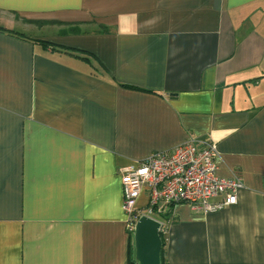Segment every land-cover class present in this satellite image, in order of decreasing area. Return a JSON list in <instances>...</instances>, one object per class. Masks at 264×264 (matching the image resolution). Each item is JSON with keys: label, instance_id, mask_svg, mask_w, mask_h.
<instances>
[{"label": "crops", "instance_id": "0c3cea01", "mask_svg": "<svg viewBox=\"0 0 264 264\" xmlns=\"http://www.w3.org/2000/svg\"><path fill=\"white\" fill-rule=\"evenodd\" d=\"M190 139L244 185L169 264H264V0H0V264H138L119 169Z\"/></svg>", "mask_w": 264, "mask_h": 264}, {"label": "built area", "instance_id": "2783aa9c", "mask_svg": "<svg viewBox=\"0 0 264 264\" xmlns=\"http://www.w3.org/2000/svg\"><path fill=\"white\" fill-rule=\"evenodd\" d=\"M218 145L209 139H190L170 150L152 153L145 160L119 169L123 209L131 237L138 220L149 217L167 235L172 207L186 202L194 211L209 213L238 202L244 183L239 176L218 175ZM146 200L140 203L143 194ZM222 197L219 202L212 198Z\"/></svg>", "mask_w": 264, "mask_h": 264}, {"label": "water", "instance_id": "95a60500", "mask_svg": "<svg viewBox=\"0 0 264 264\" xmlns=\"http://www.w3.org/2000/svg\"><path fill=\"white\" fill-rule=\"evenodd\" d=\"M135 257L139 264H161L162 238L160 223L141 217L134 232Z\"/></svg>", "mask_w": 264, "mask_h": 264}, {"label": "trees", "instance_id": "16d2710c", "mask_svg": "<svg viewBox=\"0 0 264 264\" xmlns=\"http://www.w3.org/2000/svg\"><path fill=\"white\" fill-rule=\"evenodd\" d=\"M10 33H12V32H10ZM131 238H132V240H134L133 237H131ZM161 238H162V243H163L162 251H161V264H169V262L167 260V256H166L167 255V235L164 234L162 231H161ZM133 246H134V244H133ZM133 251H134V259L138 263V261L136 260V257H135V246L133 248Z\"/></svg>", "mask_w": 264, "mask_h": 264}, {"label": "rangeland", "instance_id": "374dc122", "mask_svg": "<svg viewBox=\"0 0 264 264\" xmlns=\"http://www.w3.org/2000/svg\"><path fill=\"white\" fill-rule=\"evenodd\" d=\"M133 244H134V242H133Z\"/></svg>", "mask_w": 264, "mask_h": 264}]
</instances>
